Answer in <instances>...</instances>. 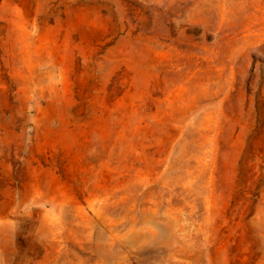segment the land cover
Listing matches in <instances>:
<instances>
[{
  "label": "rangeland",
  "instance_id": "374dc122",
  "mask_svg": "<svg viewBox=\"0 0 264 264\" xmlns=\"http://www.w3.org/2000/svg\"><path fill=\"white\" fill-rule=\"evenodd\" d=\"M0 264H264V0H0Z\"/></svg>",
  "mask_w": 264,
  "mask_h": 264
}]
</instances>
